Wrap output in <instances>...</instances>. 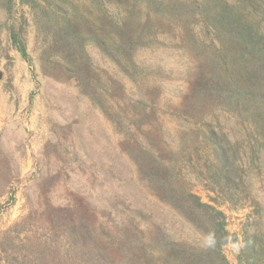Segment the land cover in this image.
<instances>
[{"label": "trees", "instance_id": "16d2710c", "mask_svg": "<svg viewBox=\"0 0 264 264\" xmlns=\"http://www.w3.org/2000/svg\"><path fill=\"white\" fill-rule=\"evenodd\" d=\"M9 50L113 133L73 154L87 203L52 201L37 242L4 232V264H231L225 204L256 216L237 264H264V0H0ZM41 163L45 184L64 172Z\"/></svg>", "mask_w": 264, "mask_h": 264}, {"label": "rangeland", "instance_id": "374dc122", "mask_svg": "<svg viewBox=\"0 0 264 264\" xmlns=\"http://www.w3.org/2000/svg\"><path fill=\"white\" fill-rule=\"evenodd\" d=\"M92 56L97 58L94 53ZM0 71V162L6 168H12L13 176L0 196V238L4 232L16 227L13 237L17 243L28 242L27 237L37 242L36 239L43 235L35 220L52 213V201L55 207L71 201L87 203L84 195L78 192L79 189H87V185L72 168L75 167L74 160H81L79 166L86 178L90 172L82 164L85 155L78 153L74 156L75 150L79 152V148L92 147L93 141L101 146L113 132L104 118L91 110L73 87L42 77L36 65L24 62L16 52L9 50L8 56L0 54ZM90 130L95 134L93 141L88 139ZM99 146L95 148L96 157L100 156L103 148ZM46 158L51 165L64 169L60 178L52 184H45L46 176L42 174L45 167L41 161ZM63 158L70 162H57ZM8 160L11 164L6 162ZM42 182L44 195L40 196L37 185ZM195 192L204 202L215 196L202 186L196 187ZM49 196L52 198L46 206L44 199H49ZM80 198L82 200H75ZM45 208L47 211H44ZM221 209L226 214L227 229L231 235L224 251L229 262L237 264L244 229L253 226L256 216L250 207L233 210L225 204ZM108 215L105 213L106 220ZM3 257H0V264L5 263Z\"/></svg>", "mask_w": 264, "mask_h": 264}, {"label": "water", "instance_id": "95a60500", "mask_svg": "<svg viewBox=\"0 0 264 264\" xmlns=\"http://www.w3.org/2000/svg\"><path fill=\"white\" fill-rule=\"evenodd\" d=\"M1 77H2V72L0 71V79H1Z\"/></svg>", "mask_w": 264, "mask_h": 264}]
</instances>
